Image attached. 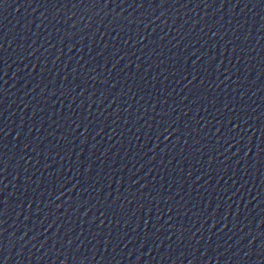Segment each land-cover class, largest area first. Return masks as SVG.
Instances as JSON below:
<instances>
[{"label": "water", "instance_id": "water-1", "mask_svg": "<svg viewBox=\"0 0 264 264\" xmlns=\"http://www.w3.org/2000/svg\"><path fill=\"white\" fill-rule=\"evenodd\" d=\"M139 2L0 8L3 264H264V0Z\"/></svg>", "mask_w": 264, "mask_h": 264}, {"label": "snow or ice", "instance_id": "snow-or-ice-1", "mask_svg": "<svg viewBox=\"0 0 264 264\" xmlns=\"http://www.w3.org/2000/svg\"><path fill=\"white\" fill-rule=\"evenodd\" d=\"M25 2H27V0H25ZM122 2L126 3L127 0H122ZM163 2H166V0H162V3L160 6H163ZM81 3H83V0H81ZM108 3H110V0H102V6L106 7L108 5ZM137 0H133V4H136ZM7 4V0H0V8H4ZM101 5V0H92V3L90 5V7L95 8L97 6ZM23 6V5H21ZM74 7L76 5H73ZM132 6V5H129ZM140 8H143L145 6V0H140V2L137 5ZM206 7H211V3H207L205 4ZM221 7H223V2H221ZM0 39H5V37L0 36ZM3 48V45L0 44V49ZM0 64H3L4 67H0V72H5L6 74V61L3 57V55H0ZM195 79V77H193ZM0 79H2V77H0ZM3 92V88L0 87V93ZM0 103H2V101H0ZM3 113L0 112V117H2ZM233 119H237V117L233 116L231 118H229L228 120V130L226 133H224L223 135L219 136L220 140H227V142L230 145L233 146H239L243 140L244 137L241 134L240 129V125L239 123L233 124ZM0 123H3L2 120H0ZM176 123V121H173V124ZM6 127V125H5ZM186 127H190V125L186 126ZM87 130V128H85V131ZM260 131L261 134V139L260 142L258 144H256L254 147L256 148V152H255V156H256V164H260V156L261 153L264 152V128H260L258 129ZM181 132V128L180 127H175L172 128L171 125H169L168 127H164L158 134L157 139H159V136H164L165 139L167 140L169 137H171L173 135V133H180ZM217 133L221 132L220 128L216 129ZM165 133H167V135H165ZM255 134V133H253ZM2 136H6V133L4 132V127H0V183L3 182V179L6 178L3 176V173H5L7 171V160L5 159L7 153H5L3 151V148L7 147V145L2 143ZM237 137H240V139L238 140ZM181 137H177V140H179ZM187 143V142H185ZM25 148L28 147V144L26 143L24 145ZM247 149V153H251L253 150V145L251 143V137H249L248 140V144L244 146ZM243 149L240 147H237V154L240 153V151H242ZM3 192V188H0V193ZM149 212H151V209H148ZM7 212V200L6 198H2L0 197V216H3L4 214H6ZM151 219V217H149V220ZM159 216L157 217V221H159ZM4 221L2 219H0V224H3ZM115 223L119 224L120 221H115ZM145 227L148 226V221H145ZM260 223L264 224V220H261ZM226 226V225H225ZM137 227H139V225H137ZM213 227H215V225H213ZM111 235V234H110ZM0 264H3L2 261H0Z\"/></svg>", "mask_w": 264, "mask_h": 264}]
</instances>
